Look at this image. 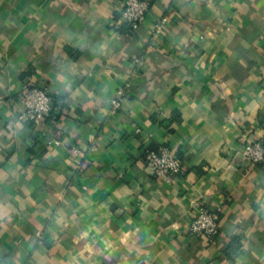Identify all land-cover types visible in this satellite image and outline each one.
Here are the masks:
<instances>
[{"label": "crops", "instance_id": "crops-1", "mask_svg": "<svg viewBox=\"0 0 264 264\" xmlns=\"http://www.w3.org/2000/svg\"><path fill=\"white\" fill-rule=\"evenodd\" d=\"M123 2L0 0V264H264V167L241 154L264 139V0H153L133 34ZM26 84L56 104L38 127ZM201 202L214 240L189 234Z\"/></svg>", "mask_w": 264, "mask_h": 264}, {"label": "built area", "instance_id": "built-area-1", "mask_svg": "<svg viewBox=\"0 0 264 264\" xmlns=\"http://www.w3.org/2000/svg\"><path fill=\"white\" fill-rule=\"evenodd\" d=\"M153 0H124L122 8V25L124 30L130 34L138 31L139 27L146 21L149 7ZM167 19L165 17L158 20L152 27L153 37L157 39L163 29ZM138 67L142 66L140 59L135 60ZM124 89H119L110 99V106L113 110L122 107V100L125 96ZM19 100L23 105L20 119L30 122L38 127L43 120L51 117L56 111V104L49 92L40 86L26 84L22 87ZM62 142L58 139H49L46 143L49 147H56ZM75 153L83 152L80 148L73 149ZM241 154L245 161L264 167V139H251L244 141ZM146 165L152 174L165 183H173L184 172V166L177 152L168 145H161L148 152ZM222 207H209L205 202L197 206L196 214L189 225V234L205 236L214 240L220 234V217Z\"/></svg>", "mask_w": 264, "mask_h": 264}]
</instances>
